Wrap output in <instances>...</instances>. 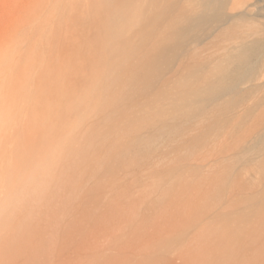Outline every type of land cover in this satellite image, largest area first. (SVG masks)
Listing matches in <instances>:
<instances>
[{
    "label": "bare ground",
    "instance_id": "6f19581e",
    "mask_svg": "<svg viewBox=\"0 0 264 264\" xmlns=\"http://www.w3.org/2000/svg\"><path fill=\"white\" fill-rule=\"evenodd\" d=\"M0 264H264V0H6Z\"/></svg>",
    "mask_w": 264,
    "mask_h": 264
},
{
    "label": "clouds",
    "instance_id": "9594fccd",
    "mask_svg": "<svg viewBox=\"0 0 264 264\" xmlns=\"http://www.w3.org/2000/svg\"><path fill=\"white\" fill-rule=\"evenodd\" d=\"M31 179L32 178H26L25 179V182H24L25 186L21 187V189L17 193L14 194V199H23L24 198V196L26 194V191H25L26 185L31 182Z\"/></svg>",
    "mask_w": 264,
    "mask_h": 264
},
{
    "label": "rangeland",
    "instance_id": "374dc122",
    "mask_svg": "<svg viewBox=\"0 0 264 264\" xmlns=\"http://www.w3.org/2000/svg\"><path fill=\"white\" fill-rule=\"evenodd\" d=\"M5 1L6 0H0V11H1V8L3 7V5L5 4Z\"/></svg>",
    "mask_w": 264,
    "mask_h": 264
}]
</instances>
